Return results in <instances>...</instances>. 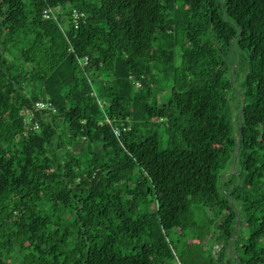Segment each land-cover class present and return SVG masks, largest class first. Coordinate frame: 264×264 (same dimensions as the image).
<instances>
[{"label":"trees","instance_id":"16d2710c","mask_svg":"<svg viewBox=\"0 0 264 264\" xmlns=\"http://www.w3.org/2000/svg\"><path fill=\"white\" fill-rule=\"evenodd\" d=\"M221 1L0 0V264H264V0Z\"/></svg>","mask_w":264,"mask_h":264},{"label":"water","instance_id":"95a60500","mask_svg":"<svg viewBox=\"0 0 264 264\" xmlns=\"http://www.w3.org/2000/svg\"><path fill=\"white\" fill-rule=\"evenodd\" d=\"M219 1H220V4L222 5V7L224 9V16L226 17V5L221 0H219ZM239 57H240V52H238L237 60L235 61L234 66L232 68V72L230 74V82L232 80L234 68H235L236 63L238 62ZM245 100H246V96H243L242 101L239 103L238 108H237L238 119H239V132H238V144H237V147L234 150L233 156H232V172H234V173L237 172L236 162L235 161H236V156H237V152H238V147L240 146V143H241V140H242L241 139V134H242V116H241V114H242V109H243L244 104H245ZM228 195H229V202L232 204V197H231V192L230 191L228 192ZM238 224H239V218L237 216L236 226H235V229L232 232V235H231L230 240H229V245H230V243H232V247H231V251L230 252L235 257V259H237V255H236V250H235L236 243H235L234 236L236 234V230L238 228ZM229 245H228V247H230ZM236 264H237V261H236Z\"/></svg>","mask_w":264,"mask_h":264},{"label":"built area","instance_id":"2783aa9c","mask_svg":"<svg viewBox=\"0 0 264 264\" xmlns=\"http://www.w3.org/2000/svg\"><path fill=\"white\" fill-rule=\"evenodd\" d=\"M72 17L74 19V26L77 27L78 25V20L83 16V13L78 10V9H73L72 12ZM44 16L45 17H52L54 19H56L57 15H56V9L55 8H52L50 6H48L45 10H44ZM36 105L39 107V108H44L47 106L46 103L44 102H39V103H36ZM114 132L116 134H118V129H115ZM175 264H180L179 263V260L176 258V262Z\"/></svg>","mask_w":264,"mask_h":264}]
</instances>
